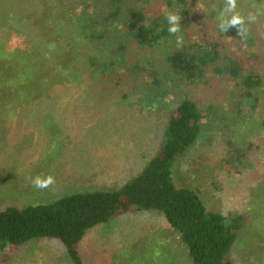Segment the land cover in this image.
I'll use <instances>...</instances> for the list:
<instances>
[{
	"label": "rangeland",
	"instance_id": "374dc122",
	"mask_svg": "<svg viewBox=\"0 0 264 264\" xmlns=\"http://www.w3.org/2000/svg\"><path fill=\"white\" fill-rule=\"evenodd\" d=\"M31 1L20 0L17 9L9 2L10 12L5 0H0V18L11 14L7 19H12L13 10H22V18H16V24L23 17L34 22L32 28L22 24V29H28L20 32V37L29 41L25 42L27 48L23 42L13 47L6 53L11 61L0 64V211L47 205L79 193L119 190L157 156L174 113V107L158 108L156 112V108L147 107L151 75L148 70L141 76L147 84L126 85L125 71L120 76L121 85H125L108 87L104 96L99 88L92 90L89 83L78 82L76 75L71 76L76 81H64V75L59 76L61 70L57 68L65 67L66 62L51 63L49 45L55 42L56 51L60 52L70 51V45L76 48V43L80 45L81 55L72 51L79 60L76 64L70 62L76 68L83 67L81 59H86L90 50L96 53L97 48L92 49L91 44L75 36L80 35L77 25L78 33L73 30L74 35L71 31L75 21L69 4L84 7L86 4H82L83 0H37L36 8L28 11ZM164 5L153 8L152 13L166 19L168 11ZM258 5H254L253 11H262ZM203 8L217 11L212 0L201 2L196 10ZM236 12H241L240 6ZM62 19L69 20V27H61ZM52 21L57 26L50 24ZM3 24L0 21V34L6 28ZM6 34L10 35L9 30ZM245 34L252 35L254 51L264 47V32L256 29ZM35 42L42 45L35 48ZM256 45L259 47L255 49ZM2 48L0 41V52L4 54ZM30 53L44 58L40 68L56 82L49 92L43 86L38 96L17 91L21 86L22 91L27 89L25 82L33 77L37 62L19 61L21 54L20 57L27 59ZM239 53L247 59L248 52ZM162 54L159 50L148 61L154 62ZM67 57L59 56L58 60L64 61ZM260 66L263 72L264 61ZM19 69L26 76L22 82L17 78ZM14 75L17 79L11 81ZM260 75L264 78V73ZM236 92L239 93L237 89ZM197 102L206 114L210 111L212 115L222 114L221 121L218 124L210 118L203 121L204 130L198 142L175 167V183L198 191L212 210L228 217L245 218L228 257L230 264H264V129L260 127L264 121V99L259 102V108H254V117L249 111L255 106L254 98L230 102L217 96L215 100L198 99ZM226 140L261 144V151L250 155L251 171L243 167V174L232 175L215 163L216 159L223 158ZM48 175L55 178L53 185L46 189L33 186L36 176ZM161 217L162 214L154 211L117 216L110 223L90 230L79 245L84 264H191L186 246L176 238L172 228L164 227ZM0 264L73 263L60 241L36 239L23 246L0 247Z\"/></svg>",
	"mask_w": 264,
	"mask_h": 264
},
{
	"label": "trees",
	"instance_id": "16d2710c",
	"mask_svg": "<svg viewBox=\"0 0 264 264\" xmlns=\"http://www.w3.org/2000/svg\"><path fill=\"white\" fill-rule=\"evenodd\" d=\"M19 1L5 0L6 8L12 11L9 7L11 2V7L17 9ZM203 1L83 0L85 7L69 4V11L75 21L71 31L75 35L77 25L80 35L75 36L97 50L96 53L90 50L86 59H81L83 67L76 68L70 63L76 64L79 60L73 52L81 55L80 50L83 48L76 43L77 48L70 45V51L60 52L56 51L55 42L51 43L49 49L53 52H48L50 62H66L65 67L57 68L61 70L58 75H64V81H76L75 77H71L76 75L78 82L89 83L92 90L99 88L100 94L104 96L108 87L120 88L125 85H121L120 81L122 72H127L126 85L133 87L145 85L146 81L141 76L148 70L151 75L148 78L150 99L147 107L151 110L156 108L155 112L158 108L174 107V113L169 119L157 156L119 190L79 193L47 205L24 209L9 207L0 211L1 248L23 246L36 239H55L66 247L73 264H84L79 245L90 230L108 224L123 214L155 211L165 217L184 243L191 264H230L228 257L244 227L245 218L242 215L228 217L212 210L198 191L175 183L174 170L201 137L203 121L208 118L216 124L221 121L222 114L203 112L198 99L204 102L219 96L230 102H241L254 98L255 106L249 111L252 116L255 114L254 108H259V102L264 99V78L260 75L264 71L259 70L264 61V47L259 52L254 51L252 35L240 36L238 26L227 31L220 30L221 20L217 16L224 10L225 0H212L217 11L208 8L197 11ZM163 3L168 13L180 16V31L176 35L168 32L169 25L163 16L152 13L153 8ZM255 4L262 9L261 12L253 11ZM37 5L38 1L32 0L27 10L31 11ZM237 6L241 7L239 14L245 18L246 31L258 29L264 32V0H237ZM17 11L13 10L12 19H7L11 14L0 18L1 22L7 24H3L6 28H2L0 34L4 47V54L0 52V64L11 61L6 53L13 47L23 43L26 47L25 42H29L20 37V32L28 30L22 29V24L27 23L28 28H32L34 22L23 17L16 24V18H22L23 15L20 12L22 10ZM250 14L256 17L254 22L247 20ZM61 21L59 24L62 28L68 26L69 20ZM50 24L55 26L56 23L52 21ZM7 30L10 35L6 34ZM177 36L183 37L181 47L176 45ZM41 45V42H35V48ZM159 50L163 51L162 56L149 62L148 59ZM241 50L248 52L247 59L241 57ZM25 51L28 52L23 49ZM67 55L69 63L58 60L59 56ZM20 56L19 61L30 59L37 64L32 71L33 77L25 82L27 89L22 91L21 86L17 91L38 96L43 86H46L45 91L49 92L56 82L53 83L51 75L40 68L44 58L31 53L27 59ZM24 76L19 69L18 81L22 82ZM19 82H16V86ZM260 127L264 129L263 119ZM225 144L223 158L216 159L215 163L232 175L243 174V167L247 172L251 171L248 168L250 155L261 151V144H238L230 140H226Z\"/></svg>",
	"mask_w": 264,
	"mask_h": 264
},
{
	"label": "clouds",
	"instance_id": "9594fccd",
	"mask_svg": "<svg viewBox=\"0 0 264 264\" xmlns=\"http://www.w3.org/2000/svg\"><path fill=\"white\" fill-rule=\"evenodd\" d=\"M237 8V0H225V8L220 14V30L221 31H227L229 29H232L233 27H239V35L244 36L245 35V18L242 17L238 12H236ZM231 14V15H227ZM166 20L169 25L168 32L172 35H176L180 31V16L178 14H175L173 12H169L166 14ZM256 19L255 16L249 15L247 17V20L249 22H254ZM176 45L177 47H181L183 45V37L177 36L176 39ZM55 182V178L51 175H48L47 177L43 176H36L32 180V184L34 187L38 189H46L49 186L53 185Z\"/></svg>",
	"mask_w": 264,
	"mask_h": 264
},
{
	"label": "crops",
	"instance_id": "0c3cea01",
	"mask_svg": "<svg viewBox=\"0 0 264 264\" xmlns=\"http://www.w3.org/2000/svg\"><path fill=\"white\" fill-rule=\"evenodd\" d=\"M155 212V211H154ZM128 215H130V216H138V215H140V213H138V214H123V215H121V217L122 216H128ZM161 218H163V220H164V227L166 228V226H168L170 229H171V227H170V225L168 224V222L166 221V219H165V217L162 215V217ZM159 226H161V221L159 222ZM173 230V229H172ZM174 232V231H173ZM177 236V235H176ZM86 238V237H85ZM176 238H179L178 236L176 237ZM180 239V238H179ZM84 241V240H83ZM82 241V242H83ZM80 245H82V243L80 244ZM80 249H81V246H80ZM82 252V251H81ZM80 255H81V253H80Z\"/></svg>",
	"mask_w": 264,
	"mask_h": 264
}]
</instances>
